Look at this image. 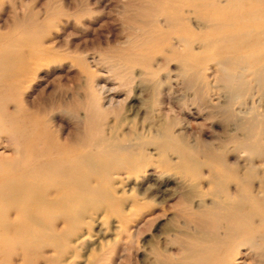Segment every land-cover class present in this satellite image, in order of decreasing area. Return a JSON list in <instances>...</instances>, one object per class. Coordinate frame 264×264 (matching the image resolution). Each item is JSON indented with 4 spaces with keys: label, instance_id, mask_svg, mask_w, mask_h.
<instances>
[{
    "label": "rangeland",
    "instance_id": "rangeland-1",
    "mask_svg": "<svg viewBox=\"0 0 264 264\" xmlns=\"http://www.w3.org/2000/svg\"><path fill=\"white\" fill-rule=\"evenodd\" d=\"M0 124V264H264V0H0Z\"/></svg>",
    "mask_w": 264,
    "mask_h": 264
},
{
    "label": "bare ground",
    "instance_id": "bare-ground-1",
    "mask_svg": "<svg viewBox=\"0 0 264 264\" xmlns=\"http://www.w3.org/2000/svg\"><path fill=\"white\" fill-rule=\"evenodd\" d=\"M230 69L233 70L234 68H231L228 65H220L219 70L221 72V82L223 83V85L227 89L230 90V93L235 94V92H236V90L238 88L237 86H239V85H236L237 84L236 73L235 72L232 73ZM4 112L6 113L5 110H4ZM3 121H5V120L3 119ZM5 128L6 127H5L4 124L3 125L0 124V132L4 131V132H8L9 133L10 130H8L7 128H6L7 129L6 130ZM18 141H19L18 138H17V140H14V141L11 140L12 145L15 146L14 147V151L16 153L14 154V156H11L10 158L6 157V159H4V158L0 159V167L10 166V167H12L14 169H17L16 167H18L20 165L19 164V155H18V153L20 152V150H19L20 149V144L18 143ZM87 161L88 160H86V162ZM21 167H22V164L20 165V168ZM53 168H57V170L61 169L63 171L62 176H64V179L68 180V182L71 183V184H74L77 181L78 176L80 175V171H79L80 167L78 165H72V166H68V167H63V163L56 162V163H54ZM52 170H50V171H52ZM260 203L264 204V199L261 200ZM244 235H247V238L243 241V245L248 247L250 250H252V251H254V252H256L258 254L262 250V248H264L263 245H260L253 238V236H251V234H243L242 236H244ZM192 255H194V254H191L190 256H192ZM193 257L195 258V256H193ZM201 260L200 261L196 260V262H194L193 264H217L216 261H213L209 257H208V260L207 259L206 260L204 259L202 261Z\"/></svg>",
    "mask_w": 264,
    "mask_h": 264
}]
</instances>
